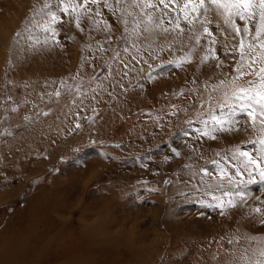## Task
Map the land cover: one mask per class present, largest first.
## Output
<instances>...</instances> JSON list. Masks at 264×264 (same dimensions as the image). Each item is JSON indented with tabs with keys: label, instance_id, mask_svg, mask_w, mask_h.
Masks as SVG:
<instances>
[{
	"label": "rangeland",
	"instance_id": "rangeland-1",
	"mask_svg": "<svg viewBox=\"0 0 264 264\" xmlns=\"http://www.w3.org/2000/svg\"><path fill=\"white\" fill-rule=\"evenodd\" d=\"M5 1L0 264H62L61 239L74 229L95 252L69 256L75 264H264V177L233 156L237 148L260 156L264 125L248 122L233 96L255 77L233 82L238 55L226 57L223 44L235 41L217 31L215 13H208L215 43L202 16L190 26L181 14L182 34L168 23L174 13L146 31L140 24L148 15L135 19L143 5L134 0H121L107 34L89 22L80 36L59 0H31L26 11L25 0ZM45 4L65 21L51 25L56 37L40 27L49 17L31 19ZM51 38L55 44L44 48ZM230 118L239 139L221 148L204 143L205 157L194 159L189 148L201 128ZM213 197L224 201L223 214Z\"/></svg>",
	"mask_w": 264,
	"mask_h": 264
},
{
	"label": "snow or ice",
	"instance_id": "snow-or-ice-1",
	"mask_svg": "<svg viewBox=\"0 0 264 264\" xmlns=\"http://www.w3.org/2000/svg\"><path fill=\"white\" fill-rule=\"evenodd\" d=\"M134 2L138 6L142 4L144 9H153L151 13L145 14L148 15L150 22L157 25H162L164 17L169 16L170 13H174V15L169 17L168 23L173 26V30H178L181 34L185 32V29L180 26L181 14L184 21L190 26L194 24L197 18L202 16L203 19L200 21V24L203 33L211 37L209 43H215L214 33L208 27L212 23V20L208 17V13L209 11H213L218 21L222 22V24L217 22V31L225 35L226 39L227 37H231L235 41V43L226 42L223 44L225 49L224 55L226 57L238 55V59L233 66V71L236 74L233 82H235L236 78H241L245 75H253L255 77V79L247 81V87L241 86L239 91L233 94L239 111L246 119L251 120L253 126L258 118L259 122L264 125V0H156L155 3L153 0H134ZM101 3L110 11L115 12L116 9L108 3V0H59L60 7L58 10L65 16H68L74 13L77 8L91 11L89 6L92 4L97 5V9H99ZM116 3H121V0H116ZM45 9H49V11L45 12ZM50 9L51 6L45 4L42 8L33 12L31 19L34 20L36 15L40 13L49 17L50 23L46 22L40 25V27L45 33L51 31L52 36L55 37L58 36V31L56 28L51 27V25L62 24L65 21L61 16L57 15L56 11H51ZM96 15H100V12L97 11ZM80 20L81 17L77 15V28L80 27ZM28 23L30 21L26 22L25 30L30 32L32 29L27 27ZM163 30L165 32L169 31L168 28H164ZM15 36L17 38L21 37L22 33L17 31ZM48 38L47 36L45 37L46 40ZM199 39L200 37H197V42H199ZM209 51L212 53L211 58L217 62L214 65L215 67L223 64L214 48L209 49ZM208 59V56L204 57V61ZM257 64L261 65L258 69L256 67ZM221 83H224V81H221ZM54 95L59 97L61 93L60 91H56ZM75 127L79 129L81 124L76 122ZM252 143H256V141H252ZM259 143L262 147L258 158L240 148L235 149L233 156L244 158L243 169L251 167L254 170H258L261 177H264V166H262L264 164V140H261ZM221 172L223 173V169H221ZM228 179L231 182V178L228 177ZM237 194L243 198L242 194ZM224 195L231 196L232 193L224 192ZM213 199L219 201L215 207L221 208V214H223L224 201L218 197H213ZM227 203L235 206L231 200H228ZM255 211L260 212L261 209L256 208ZM261 223L264 224V221H261Z\"/></svg>",
	"mask_w": 264,
	"mask_h": 264
},
{
	"label": "bare ground",
	"instance_id": "bare-ground-1",
	"mask_svg": "<svg viewBox=\"0 0 264 264\" xmlns=\"http://www.w3.org/2000/svg\"><path fill=\"white\" fill-rule=\"evenodd\" d=\"M4 1V3L6 2L5 0H3ZM33 1V0H32ZM46 1V0H45ZM16 2H17V4H18V2H20V0H16ZM35 2V1H34ZM49 2V1H48ZM1 4H3L2 2H0ZM13 3V2H12ZM30 3H31V0H25V1H23V4H22V2H21V4H22V8H23V11H26L27 10V7H28V5H30ZM46 3V2H45ZM108 3L109 4H111V5H113V7L116 9L115 10V12H117V11H120V10H122L123 9V5H122V2L121 3H119V4H117L116 3V1H114V0H108ZM13 5V4H12ZM34 5V4H33ZM18 6H19V4H18ZM35 6V5H34ZM37 6V5H36ZM90 7V9H91V11H86L85 9H81V8H79V10H78V14H75L74 15V13L72 14V16L71 15H68V19H70L69 18V16L70 17H72V18H76L77 17V15H79L80 17H81V20H80V27H79V29H78V32H79V35L80 36H82V34L84 33L82 30H84V28L85 27H88V23L90 24V30L91 31H93V32H95V31H97V29H96V27H98V26H100L101 28H100V30H99V33H101V34H107L108 33V31H107V29H108V27H109V24H108V22H110V15L111 16H113V14L115 13V12H112V11H110L107 7H104L103 6V3H101L100 4V7H99V9H97V6L95 5V4H92V5H90L89 6ZM14 8V7H13ZM16 9H17V6H16ZM15 9V10H16ZM20 9V8H19ZM54 9H56V8H54ZM21 10V9H20ZM33 10V9H32ZM48 10V9H47ZM97 11H99L100 12V15H99V17H100V19L101 20H99L98 19V15H96V12ZM148 11V10H147ZM19 13H21V12H19ZM146 13V11H145V9L144 8H142V10L139 12V13H136V20L138 19L139 20V23L141 22V20H142V18H144V17H147V14H145ZM26 13L24 12V15H25ZM59 14V13H58ZM121 14V13H120ZM61 16V15H60ZM42 18V17H41ZM74 18V19H75ZM113 18V17H112ZM117 20V19H116ZM48 21V20H47ZM145 23H146V26H147V28H146V26H145V24H144V20L142 21V24H140L142 27H143V29H145L146 31H148L149 32V30H148V28H149V26H150V21H149V18H147L146 20H145ZM58 24V23H57ZM68 24V23H67ZM54 26V25H53ZM52 27V26H51ZM9 33V31L6 33V34H0V37L2 38V36L3 35H7ZM96 33H98V31L96 32ZM51 34V33H50ZM7 37H8V35H7ZM53 37V36H52ZM56 37V36H55ZM6 38V37H5ZM4 38V39H5ZM53 39V40H52ZM56 39V38H55ZM54 38H51V39H49V41H47V43L46 44H43L44 46V48H48L49 46H53L54 44H55V40ZM7 40V39H6ZM62 40V39H61ZM9 41V40H8ZM59 41V43H60V40H58ZM64 41V40H63ZM4 42H5V40H4ZM152 42H153V40H151L149 43L150 44H152ZM64 43V42H63ZM230 43V42H229ZM233 43V42H232ZM7 45H8V42H7ZM57 45V44H56ZM32 47H35V45L34 46H32ZM42 47V48H43ZM30 49V48H29ZM6 50V49H5ZM35 50V49H34ZM49 51V50H48ZM32 53V52H31ZM53 53V52H52ZM47 54V53H46ZM49 54H50V52H49ZM157 57H158V55H157ZM38 59V58H37ZM43 62V61H42ZM113 90H114V88H113ZM115 91V90H114ZM116 92V91H115ZM184 102H185V100H184ZM239 113H237V115H238ZM233 120V121H232ZM248 122H251V120L249 119L248 120ZM237 127H238V124H237V122L236 121H234V119H227V120H225L224 122H222V123H220V124H218V123H216L215 124V126L213 127V125H208V126H205L204 128H201L202 130H201V132H202V136L200 135V138H201V140H199V137L198 138H194L193 139V144H192V146L189 148V153L192 155V157L194 158V159H197V160H200V159H202L203 157H205V154H206V148L205 149H202L201 148V146H203L204 145V143H208V145L209 146H211V147H219V148H221V147H226L227 145H231L230 143L231 142H233V141H235V140H237V139H239V137H240V133L239 132H237L236 131V129H237ZM200 132V133H201ZM124 137V136H123ZM212 137H215V138H212ZM21 138V137H20ZM19 138V139H20ZM21 140V139H20ZM100 160V162H103V160H102V158L101 159H99ZM85 191V190H84ZM82 200V199H81ZM246 203H248V200H247V202ZM247 205H245V207H246ZM160 209H161V206H160V208H158V212L157 213H159L160 212ZM154 214V213H153ZM155 215V214H154ZM247 215V214H246ZM156 216H158L157 214H156ZM244 216V215H243ZM60 217H61V215H60ZM159 217V216H158ZM157 217V218H158ZM154 218V217H153ZM153 218H152V220H153ZM155 219V218H154ZM61 221H62V219H61ZM155 220H153V222H154ZM239 221V220H238ZM248 223V222H247ZM67 226V225H66ZM25 227V226H24ZM23 227V228H24ZM68 227V226H67ZM30 228V227H29ZM155 230V229H154ZM70 230H68V231H66V232H69ZM158 231V230H157ZM156 232V231H155ZM61 234V233H60ZM158 236V235H157ZM160 236H161V234H160ZM159 237V236H158ZM162 237V236H161ZM83 238L85 239V241H90V238H88V237H86L85 235H83V234H81V233H79V232H77L75 229L74 230H72L70 233H69V236H67V237H64V239H61V242H62V245H64L63 246V248H61L60 249V254H62L61 256H65L64 257V260L62 261V264H65L66 262H68L69 261V263L68 264H75L76 262L75 261H73L71 258H69V256H83V255H89V256H92V255H94V251H92V250H90V251H92L90 254H88V250L90 249L89 247V245H90V243H88L87 244V242L86 243H83ZM20 239V238H19ZM18 239V240H19ZM25 240V239H24ZM66 240H69L67 243H65V241ZM93 239H91V241H92ZM61 245V246H62ZM99 246V245H98ZM11 247V246H10ZM91 247H93V246H91ZM71 249L72 251H74V252H72L71 253V255H69V250ZM93 249V248H92ZM94 249H95V246H94ZM10 250V249H9ZM12 250V249H11ZM11 252H13V251H11ZM25 253V252H24ZM97 254V253H96ZM13 255V254H12ZM63 259V258H62ZM76 260V259H75ZM71 261V262H70Z\"/></svg>",
	"mask_w": 264,
	"mask_h": 264
}]
</instances>
